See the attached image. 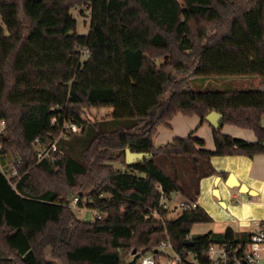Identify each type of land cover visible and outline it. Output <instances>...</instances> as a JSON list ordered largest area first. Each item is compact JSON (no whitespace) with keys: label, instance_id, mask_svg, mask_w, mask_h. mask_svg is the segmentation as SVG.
Returning <instances> with one entry per match:
<instances>
[{"label":"trees","instance_id":"16d2710c","mask_svg":"<svg viewBox=\"0 0 264 264\" xmlns=\"http://www.w3.org/2000/svg\"><path fill=\"white\" fill-rule=\"evenodd\" d=\"M77 6L89 8L86 34L76 31ZM0 17V264H55L44 258L47 245L60 264H135L164 239L187 264H209L211 244L248 243L252 232L230 226L190 234L195 222L212 220L209 212L195 204L169 218L158 202L162 190L196 203L201 179L226 175L213 155L264 154V88L188 83L264 78V0H0ZM125 20L146 32L134 45H122ZM85 50L102 54L112 85L65 87ZM102 107L108 117L84 116ZM212 110L222 114L211 126L213 149L193 131L154 143L157 126L174 115L205 122ZM71 122L78 130L62 133ZM224 123L251 129L254 141L221 131ZM127 147L150 156L127 162ZM75 195L104 218H76L67 207Z\"/></svg>","mask_w":264,"mask_h":264},{"label":"rangeland","instance_id":"374dc122","mask_svg":"<svg viewBox=\"0 0 264 264\" xmlns=\"http://www.w3.org/2000/svg\"><path fill=\"white\" fill-rule=\"evenodd\" d=\"M180 2L182 0H179ZM82 9V11H81ZM72 16H74L77 20L76 25V31L81 34H86L88 32V24H89V8L87 6H77L74 7L71 10ZM112 18H114V15L110 13ZM0 24H2V20L0 17ZM121 31V42L122 45H134L136 42H138L140 39H142L145 36V31H136L132 30L130 25L125 21L122 22V25L120 27ZM81 68L77 75L75 76V80L78 82L79 85H85L89 86L91 83L94 86H102L107 87L112 85V80L107 78H103L102 76V67H103V57L101 53H96L94 55H89V53L85 50L82 53L81 56ZM163 58H156L155 62L158 64L162 63ZM171 77L175 76V73L171 72ZM256 77H249V76H220V77H204V78H189L188 83L191 88L193 89H211V90H221L226 88L231 89H237V88H253L256 87L255 84H252L251 82ZM92 80V81H91ZM71 82L65 84V87L69 88ZM103 109H86L84 112V116L88 117L90 119H101L106 118L110 115V107H102ZM196 115H189V116H180L179 118H176L174 120V126L175 131H178V134H184L186 135V130L188 128L190 131H193L192 133L196 136H200L204 139V141H208V145L212 144L211 142V126L208 124V122H203L202 124H196L191 121H187L185 119L189 118H197ZM189 117V118H188ZM261 124L264 125V115L261 117ZM221 131H224L226 133H232L234 137L242 136L244 133H239V130L246 131L249 133V129H245L242 127H237L236 125L224 123L222 124ZM240 134V135H239ZM214 156V155H213ZM216 163L219 161L223 163H229V159L225 156H217L215 155ZM18 161V159H17ZM116 166H119V163H115ZM220 165V166H222ZM122 166V165H120ZM243 166V165H242ZM1 168V166H0ZM232 174H234L232 171H229ZM16 173L15 168H12V171H10V175L13 176V174ZM235 175V174H234ZM218 176H215L214 178H210L207 181H205L202 184L201 192H200V205L202 204L208 208V212L211 215L212 220L210 221V228L216 231H223L224 228L227 226H232L236 229H239V218L244 217L243 213L240 212L241 209H239L236 206L241 205V201L239 198H233L231 192H227L225 190L224 183L219 182L218 184L214 183ZM260 179V178H259ZM262 182L264 184V178H262ZM213 189H217L220 192L219 196H216ZM253 190V189H252ZM77 196V195H75ZM71 197L67 201V207L72 210V212L75 214L76 218H80L83 220H88L93 213V210L89 204H87L88 198L86 196H81V201L78 203V205H74L72 202V199L75 197ZM183 199V196L178 193H172L171 199L169 201L170 204V211L168 213L169 218H175V216L179 215L183 211V207L179 205V202ZM223 200L227 201L226 205H222L221 202ZM202 203V204H201ZM204 207V206H203ZM248 220H250L248 218ZM244 225H247L246 223H243ZM242 224V225H243ZM205 227H208L206 224ZM243 227V226H242ZM44 252V258L45 259H51L55 264H60V260L56 258V256L52 253L51 248L49 245L45 246L43 249ZM166 255L171 256L170 249L166 248L165 250ZM262 257L257 261V264H264V249L261 250ZM190 260L193 261L192 256H189ZM132 257L128 255V259H131ZM166 256L161 257L162 264H165Z\"/></svg>","mask_w":264,"mask_h":264},{"label":"crops","instance_id":"0c3cea01","mask_svg":"<svg viewBox=\"0 0 264 264\" xmlns=\"http://www.w3.org/2000/svg\"><path fill=\"white\" fill-rule=\"evenodd\" d=\"M253 77H255V76H253ZM253 79H255V80H253L251 82L252 84H255V86L257 88H264V78L256 77ZM91 86H94V85L92 83L89 86L79 85L78 82L74 78L73 81H71L69 88L71 89V88H75V87H91ZM100 109H103V108H100ZM180 116H184V115L178 113V114L174 115L170 121H168L167 125L159 124L157 126L158 130H157V133L153 139L154 143H156V144L164 143V142L172 140L173 137H175V136H186L189 133V131H190L189 128L185 132L186 135L178 134V131H175L174 120L176 118H179ZM185 120L191 121L192 122L191 124H193V123L202 124L203 123V122H201V120L198 116H197V118L193 117V118H189V119H185ZM249 130H250L249 133H247L246 131L239 130V133H244V135L238 136V137L246 139L247 141H251V142L254 141L255 135L251 129H249ZM228 134L233 136L232 133H228ZM198 137H200V136H198ZM210 137H211V142H212L211 133H210ZM206 144L208 145V141H206ZM207 147L213 149L214 143L212 142V144H209V146H207ZM222 156H225V157H227V159H229L228 164L224 162L222 165L221 164L222 162H220V161L218 163H216L217 158L215 157V155L211 156L212 163L218 171L224 170L226 172V175L222 176L219 174H213V175H209V176L201 179L200 184H199V191L201 192L202 184L205 181H207L210 178H214L215 176H219V180L217 182L215 180L214 183H216V184H218L219 182L224 183L225 190L227 192H231L233 198H239L240 201L242 202L240 207L236 206L239 209H241L240 212H242L244 215V217H241V215H240V218H239V226L240 225L241 226L239 229H236L232 226H230V227H232L235 231L243 230V231L254 232L257 230L259 223L261 224L263 222L262 224H264V184L262 182V178H264V154H255L253 157H247L244 155H222ZM220 165H222V166H220ZM229 171H232L235 174L238 181L245 183L247 185L248 189H253L255 192L249 193L246 191L239 190L237 186H232V187L227 186L225 184V178L227 177ZM218 192L220 194L221 191L218 190ZM199 198H200V193H199L198 198L196 200V204L201 206ZM221 203L224 206L227 204V201L223 200ZM202 205L204 207L203 206H201V207H203L208 212V210H207L208 208L204 205V203ZM248 218L250 220H248ZM243 223H246L247 225H244ZM206 224L208 225V227H205ZM210 224H211L210 221H208V222H195L192 225V228L190 230V234L207 232L208 230L211 229Z\"/></svg>","mask_w":264,"mask_h":264},{"label":"built area","instance_id":"2783aa9c","mask_svg":"<svg viewBox=\"0 0 264 264\" xmlns=\"http://www.w3.org/2000/svg\"><path fill=\"white\" fill-rule=\"evenodd\" d=\"M4 126V120H0V130ZM78 125L75 123H66L62 127V133H67L69 131L75 132L78 130ZM34 142H37L35 138ZM49 149L55 150L56 146L54 143L50 144L48 148L43 151H38V157L41 158L46 155ZM1 169V168H0ZM160 198L158 202V208L170 209L169 201L171 199V194L160 190ZM81 201V197L75 196L72 199L74 205H78ZM88 204V201H86ZM195 202L186 203L184 200L179 202V205L184 209H191L195 206ZM92 208V207H91ZM158 208H154L152 213L154 216L159 217ZM93 213L91 214L88 221L92 222L95 219L104 218V214L97 208H92ZM249 241L244 247L233 246L229 244L219 245L211 244L209 246V255L211 260L209 264H257V261L261 259V250L264 249V224H260L256 231L252 232L249 236ZM166 248L170 249L171 256L166 255ZM166 256L165 264H187L183 261L179 254L173 251L170 240L164 239L160 242L159 246L154 249V251L146 252L140 254L135 264H162L161 257Z\"/></svg>","mask_w":264,"mask_h":264},{"label":"water","instance_id":"95a60500","mask_svg":"<svg viewBox=\"0 0 264 264\" xmlns=\"http://www.w3.org/2000/svg\"><path fill=\"white\" fill-rule=\"evenodd\" d=\"M206 121L210 124V126L213 127H219L221 120H222V114L217 112L216 110H212L209 113L205 115ZM150 156V153L147 152H133L128 147L125 149V160L127 162H134V161H140L144 157ZM219 180V176L216 178V182ZM225 184L229 187L237 186L239 190L246 191L249 193H254L255 191L252 189H248L247 185L243 182L238 181L236 176L232 174L231 172L228 173L227 177L225 178ZM216 196H219V192L217 189H213ZM222 204V203H221ZM193 240L189 238H185V243L192 244ZM135 250L132 251L134 253ZM245 264V263H243Z\"/></svg>","mask_w":264,"mask_h":264}]
</instances>
